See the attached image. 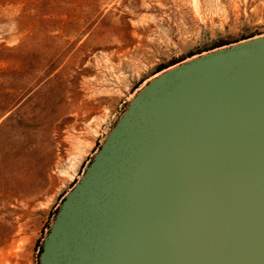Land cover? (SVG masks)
<instances>
[{
	"label": "water",
	"instance_id": "1",
	"mask_svg": "<svg viewBox=\"0 0 264 264\" xmlns=\"http://www.w3.org/2000/svg\"><path fill=\"white\" fill-rule=\"evenodd\" d=\"M155 74L58 205L38 264H264V34Z\"/></svg>",
	"mask_w": 264,
	"mask_h": 264
},
{
	"label": "rangeland",
	"instance_id": "2",
	"mask_svg": "<svg viewBox=\"0 0 264 264\" xmlns=\"http://www.w3.org/2000/svg\"><path fill=\"white\" fill-rule=\"evenodd\" d=\"M264 34V0H0V264L41 239L163 66Z\"/></svg>",
	"mask_w": 264,
	"mask_h": 264
},
{
	"label": "trees",
	"instance_id": "3",
	"mask_svg": "<svg viewBox=\"0 0 264 264\" xmlns=\"http://www.w3.org/2000/svg\"><path fill=\"white\" fill-rule=\"evenodd\" d=\"M253 36V35H252ZM252 36H249V37H252ZM249 37H246V38H249ZM245 39V38H244ZM236 42V41H235ZM226 44H229V43H225V44H220V45H218V46H216V47H219V46H222V45H226ZM213 48H215V47H213ZM213 48H211V49H213ZM210 50V49H209ZM193 54H191L190 56H192ZM184 60V59H183ZM180 61H182V60H180ZM180 61H177V62H174L173 64H175V63H178V62H180ZM173 64H171V65H173ZM171 65H168V66H163V67H160L157 71H156V73L157 72H159V71H162L163 69H165V68H167V67H169V66H171ZM155 74V73H154ZM41 248V247H40Z\"/></svg>",
	"mask_w": 264,
	"mask_h": 264
},
{
	"label": "bare ground",
	"instance_id": "4",
	"mask_svg": "<svg viewBox=\"0 0 264 264\" xmlns=\"http://www.w3.org/2000/svg\"><path fill=\"white\" fill-rule=\"evenodd\" d=\"M174 68H171V69H168L166 72H170L171 70H173ZM155 76H158V75H155Z\"/></svg>",
	"mask_w": 264,
	"mask_h": 264
}]
</instances>
